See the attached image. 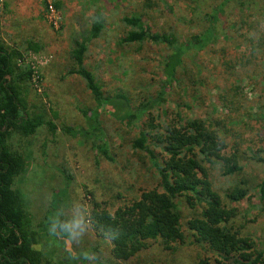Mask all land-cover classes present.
Returning <instances> with one entry per match:
<instances>
[{
    "label": "rangeland",
    "instance_id": "374dc122",
    "mask_svg": "<svg viewBox=\"0 0 264 264\" xmlns=\"http://www.w3.org/2000/svg\"><path fill=\"white\" fill-rule=\"evenodd\" d=\"M58 1L57 9L65 18L57 29L45 19L42 0H9L5 7L1 0L0 5V41L20 51L17 63L23 61L33 71L26 85L25 112L41 114L55 126L53 131L39 126L27 136L13 133L8 140L25 160L13 186L30 227L39 230L35 248L42 253V264L113 262L108 240L97 236L88 220L93 203L112 212L137 199L143 190H160L154 159L132 147V140L139 129L147 130V121L161 131L166 124L193 118L218 134L225 153L236 155L241 170L233 174L223 175L219 161L204 165L222 204L235 208L227 225L238 235L251 237L264 256V196L258 187L264 177V58L246 51L250 42L234 32L229 38L236 42L218 34L205 47L182 54L174 79L166 82L163 63L172 49L146 40L120 42L133 29L122 17L139 15L152 32L173 33L182 42L204 25L189 21L191 0ZM202 1L208 9L217 0ZM94 20L103 26L87 43L82 65L93 74L103 97L116 93L125 97L120 112L114 111L108 98L97 107L83 79L68 72L73 67L71 40L85 35ZM29 42L39 48L29 49ZM113 102L118 106L121 99ZM129 113L135 117L126 116ZM88 117L95 120L98 133L86 137L81 132L88 131ZM147 146L157 160L165 155L152 141ZM234 186L244 188L247 196L230 203L224 195ZM175 201L183 241L164 247L160 239L146 240L144 248L117 263L196 264L208 255L190 242L186 224L199 215L200 205H188L184 197ZM59 217L61 237L52 232L56 231L52 223Z\"/></svg>",
    "mask_w": 264,
    "mask_h": 264
},
{
    "label": "trees",
    "instance_id": "16d2710c",
    "mask_svg": "<svg viewBox=\"0 0 264 264\" xmlns=\"http://www.w3.org/2000/svg\"><path fill=\"white\" fill-rule=\"evenodd\" d=\"M202 2H188L189 21L204 25L182 42H178L173 33L152 32L139 15L122 17L123 23L133 29L127 31L119 41L130 43L146 40L165 43L170 47L172 51L163 63L166 82L174 79L182 54L190 48L198 50L205 47L216 40L218 34L236 42V38H229L234 32L240 38H245L247 43L250 42V47L245 46L246 51L251 50V53L256 52V55L264 58V0H217L208 9L202 7ZM54 6L57 8V4L54 3ZM101 29L102 24L93 21L86 37L72 41L69 56L73 67L68 72L83 79L97 107L108 98L115 107L114 111L120 112L119 108L126 104L125 97L119 93L103 97L93 74L82 65L87 42L95 38ZM28 48L36 51L39 47L29 43ZM223 53L222 49V56ZM260 57L258 60L262 59ZM20 58V51L8 48L0 41V264H42V253L35 248L40 240L39 230L30 227L22 198L13 186L14 179L24 171L25 160L19 152L10 148L8 140L13 133L27 136L39 126L46 125L50 131L55 130V126L41 114H26V85L33 71L23 61L17 63ZM116 98L121 99L118 106L113 102ZM126 116L134 118L135 114ZM93 121L91 117L86 118L88 131L81 134L88 137L98 133V125ZM145 125L147 130L139 129L131 146L144 150L154 159L160 190H143L137 199L112 212L94 202L88 214L95 234L107 239L110 244L109 254L113 260L110 264H119L116 260L124 261L132 257L146 246V240L160 239L164 247H168L170 242H182L180 212L175 201L177 197H184L188 205L195 202L201 208L198 216L186 222L190 242L208 251V255L199 258L196 264H244L248 261L249 264H264L263 253L256 249L253 239L238 235L227 225L235 215V208L222 204L211 188L204 165L219 161L223 175L233 174L241 170L236 155L225 153L223 140L198 118L171 122L161 131L154 128L152 121H147ZM149 140L164 151L165 155L160 161L147 146ZM104 156L111 160L107 154ZM258 187L263 197L264 177ZM246 194L244 188L234 186L224 196L233 203L246 197ZM52 225L56 228V231H52L54 235L61 237L57 231L61 226L60 217Z\"/></svg>",
    "mask_w": 264,
    "mask_h": 264
},
{
    "label": "built area",
    "instance_id": "2783aa9c",
    "mask_svg": "<svg viewBox=\"0 0 264 264\" xmlns=\"http://www.w3.org/2000/svg\"><path fill=\"white\" fill-rule=\"evenodd\" d=\"M44 4V17L48 24L57 29L61 24L60 11L54 6L53 0H42Z\"/></svg>",
    "mask_w": 264,
    "mask_h": 264
},
{
    "label": "crops",
    "instance_id": "0c3cea01",
    "mask_svg": "<svg viewBox=\"0 0 264 264\" xmlns=\"http://www.w3.org/2000/svg\"><path fill=\"white\" fill-rule=\"evenodd\" d=\"M7 1H9V0H4V2H2L3 7L6 6ZM54 3L57 4V8L61 7V6H60V2H59L58 0H57V1L55 0ZM61 18H62L61 24L63 25V23H64L63 18H65V15H63ZM94 21H99V22L102 24V22H101L100 20H94ZM92 22H93V21H92ZM61 24H60V25H61ZM91 24H92V23H91ZM91 24H90V26H91ZM102 26H103V25H102ZM89 28H90V27H89ZM88 32H89V29H88V31H87V33H86L85 35H82L80 38H74V39H78V40H79V39H82V38H84V37H86V36L88 35ZM96 37H97V36H96ZM74 39H72L71 42H72ZM89 41H90V40H89ZM89 41H88V42H89ZM88 42H87V43H88ZM29 43H31L32 45H36V46H38L36 43H32V42H29ZM29 43H28V44H29ZM70 50H71V49H70ZM83 56H84V55H83Z\"/></svg>",
    "mask_w": 264,
    "mask_h": 264
},
{
    "label": "water",
    "instance_id": "95a60500",
    "mask_svg": "<svg viewBox=\"0 0 264 264\" xmlns=\"http://www.w3.org/2000/svg\"><path fill=\"white\" fill-rule=\"evenodd\" d=\"M65 244H66V245L68 244V241H67V240L65 241Z\"/></svg>",
    "mask_w": 264,
    "mask_h": 264
}]
</instances>
